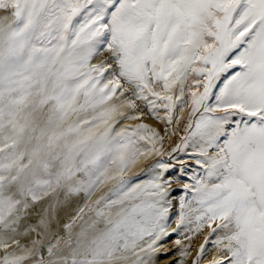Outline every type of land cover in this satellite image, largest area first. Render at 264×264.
<instances>
[{
    "label": "snow or ice",
    "instance_id": "1",
    "mask_svg": "<svg viewBox=\"0 0 264 264\" xmlns=\"http://www.w3.org/2000/svg\"><path fill=\"white\" fill-rule=\"evenodd\" d=\"M0 264H264V0H0Z\"/></svg>",
    "mask_w": 264,
    "mask_h": 264
},
{
    "label": "rangeland",
    "instance_id": "2",
    "mask_svg": "<svg viewBox=\"0 0 264 264\" xmlns=\"http://www.w3.org/2000/svg\"><path fill=\"white\" fill-rule=\"evenodd\" d=\"M149 123H152V122L149 121ZM153 126H155V125L153 124ZM177 167H179V165H177ZM201 238H203V236H201L199 239H197V240H195V241L193 242V249H195L196 247H198L199 244H197V243H198V241H199ZM194 254H195V252L193 251V255H194ZM210 258H211V253H210L209 256H208V259H210Z\"/></svg>",
    "mask_w": 264,
    "mask_h": 264
},
{
    "label": "bare ground",
    "instance_id": "3",
    "mask_svg": "<svg viewBox=\"0 0 264 264\" xmlns=\"http://www.w3.org/2000/svg\"><path fill=\"white\" fill-rule=\"evenodd\" d=\"M202 242H203V238H201V239L198 241L197 244H200V243H202Z\"/></svg>",
    "mask_w": 264,
    "mask_h": 264
}]
</instances>
